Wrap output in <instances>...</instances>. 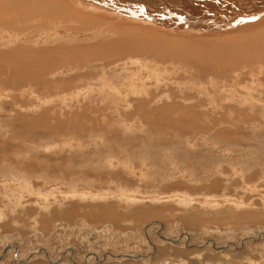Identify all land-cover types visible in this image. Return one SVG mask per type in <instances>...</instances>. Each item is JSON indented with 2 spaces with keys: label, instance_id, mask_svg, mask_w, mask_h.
Listing matches in <instances>:
<instances>
[{
  "label": "rangeland",
  "instance_id": "374dc122",
  "mask_svg": "<svg viewBox=\"0 0 264 264\" xmlns=\"http://www.w3.org/2000/svg\"><path fill=\"white\" fill-rule=\"evenodd\" d=\"M1 6L0 264H163L167 256L174 262L200 264L194 261L196 254H203V261L212 264H264V57L258 54L252 61L251 57H243L246 54L238 52L242 47L234 49L240 41L233 40L228 48L220 38L205 41L201 39L202 33H180L183 42H194L193 48L198 46L204 49L202 53L208 52L214 62L212 69L202 65L197 70L189 63L190 72L187 70L185 74L181 68V73L175 75L172 68L179 62L184 65L185 59L175 62V57L165 58L160 63L174 65L173 72L161 70L160 80L144 82L146 69L140 65L124 66V61L129 60L124 55L87 59L79 54L70 56L61 46V54L42 53L66 43V50L80 46L86 49L100 43V39H109L108 27H116V22L112 21L116 25H109L110 21L102 23L95 18L96 14L88 16L84 12L82 20L49 17L35 21L42 11L6 13L8 5ZM132 25L150 29L147 22ZM221 48L227 50L217 57L210 55L213 49ZM33 50L43 54L44 62L56 65L57 69L45 72L38 65H24L23 61H35L29 55ZM58 55L69 62L63 70L58 67ZM148 56L151 63L159 62L154 55ZM87 63L91 65L89 68ZM83 66H87L86 70ZM131 83H136V91L129 90ZM122 85L128 88L126 92L118 90ZM130 191L135 196L127 198ZM3 206H12L13 213ZM64 210L67 215L62 214ZM109 210L114 215L112 219L107 218L111 217L107 215ZM146 210L148 215L137 218L136 213ZM34 213L37 218L38 213L43 215L36 224L32 222L35 217L30 219ZM190 214L200 216L196 225L184 219V215ZM66 224L71 230L80 229V234L66 235L69 232L63 229ZM82 228L92 231L103 228L121 234H117L116 243H111L115 239L111 237L97 239L96 243L89 236L83 241L87 231L82 232ZM159 229L173 238L182 236V241L163 242ZM146 230L151 232L148 236L154 243L163 242L157 251L161 261L122 257L120 254L145 255L150 251L142 235ZM60 231L63 232L58 237ZM184 234L190 238L185 240ZM13 235L20 241L6 240ZM212 239L221 247L207 248ZM11 242L16 243L17 250L13 251ZM7 246L10 250L4 253ZM41 248L49 252L53 262L45 253L37 254ZM110 253L118 255L112 257ZM33 256L36 258L31 261ZM88 257L91 263H85ZM218 257L220 262L215 261Z\"/></svg>",
  "mask_w": 264,
  "mask_h": 264
},
{
  "label": "bare ground",
  "instance_id": "6f19581e",
  "mask_svg": "<svg viewBox=\"0 0 264 264\" xmlns=\"http://www.w3.org/2000/svg\"><path fill=\"white\" fill-rule=\"evenodd\" d=\"M7 4L8 6L5 7L9 10H7L6 13H8V11L10 12H23L24 10H30V11H37L40 12V16L38 18H35L33 20L35 21H39L40 19H45V18H76L79 20H82V15L83 12L86 13L88 16L89 14H93L96 17H98L99 20L103 21L102 23H105L106 21H110L109 25H116V23L118 25H116V27H112V29L110 27H108V35L110 36L109 39L103 40L101 41L100 39V43H95V45L90 46L86 49H82V47L80 46V48H71L69 50H66L65 48L67 47V43L66 44H61V45H57L53 51L45 50L42 51V53L44 54H48L49 52L53 53V54H61L59 51V47L61 46V48L67 53L70 54V56L74 55V57H76V55H82V58L86 57L87 59H96L98 57H100V55L104 56V55H124L127 56V58H129V60H125L123 65L124 66H128V64L130 65H140L142 66L144 69H146V75L144 74V82H148L151 80H160L162 72L161 70H171V72H173V70H176L175 75L178 73H181V71L184 69L185 71L182 72H187V70H189L188 68L191 67V64L196 68L197 70H199L198 68H200V66H204L205 67H211L213 66V63L210 61V56L208 54V52H204L202 53L201 51L204 49H200V47L197 46V48H193L192 45L193 43H187V42H183L182 39L184 37L180 36V33H183V35L186 34H191V33H198L201 34V39L204 38L205 41L210 40L212 38H220L222 39L221 42L223 44H225L228 48L230 47L231 42L234 41H240L239 44L237 46V48L234 49H239L238 47H242V49H240L238 52L239 54L243 53L246 54L243 56L240 55L239 57L241 58V56L243 57H251L250 60L252 59V57L257 56L258 54H260L261 57H264V0H0V6L2 4ZM2 7V6H1ZM4 8V7H3ZM2 8V9H3ZM4 8V9H5ZM2 12V11H1ZM82 12V13H81ZM5 13V11H4ZM29 13V12H28ZM3 14V13H1ZM15 14V13H14ZM32 14V13H31ZM22 15V14H21ZM24 15H29V14H24ZM9 16V15H8ZM7 16V17H8ZM30 16V15H29ZM35 16V15H34ZM33 16V17H34ZM6 17V18H7ZM10 17V16H9ZM17 17V16H16ZM32 17V16H31ZM2 18V17H1ZM15 18V17H12ZM11 18V19H12ZM29 18V17H28ZM10 19V18H8ZM26 19V17H25ZM3 20V19H2ZM1 20V21H2ZM17 20V19H15ZM28 20V19H26ZM30 20V19H29ZM6 22L10 21V20H5ZM4 21V23H5ZM14 21V19L12 20ZM116 23H114V22ZM76 22V21H75ZM147 22L149 25H146L147 28L150 29H145L143 28L144 26H139V27H133L132 24L134 23H144ZM11 23V22H10ZM9 23V24H10ZM14 24V23H12ZM63 24V23H62ZM0 25L2 26V24L0 23ZM6 25V24H5ZM4 25V26H5ZM11 25V24H10ZM145 25V24H144ZM118 26V27H117ZM6 28V26H5ZM13 28V27H12ZM77 29L79 30L80 28L77 27ZM167 29V30H166ZM87 30V29H86ZM171 30V31H170ZM172 30H178V31H172ZM1 31V30H0ZM57 32V30H55ZM30 32V31H28ZM189 32V33H187ZM218 32V33H217ZM50 33V32H49ZM53 33V32H52ZM54 34V33H53ZM71 34V33H70ZM166 34V35H165ZM169 34V35H167ZM197 34V35H198ZM65 36L66 33L64 34ZM69 35V34H68ZM94 35V34H93ZM104 35V34H103ZM192 35V34H191ZM42 36V35H41ZM57 36V34H56ZM54 36V37H56ZM59 36V34H58ZM72 35H70L71 37ZM196 35H193V37ZM68 37V36H67ZM69 37V38H70ZM53 38V36H52ZM59 38H61L59 36ZM63 38V37H62ZM108 38V37H107ZM72 40V39H70ZM193 41V40H192ZM206 43V42H205ZM213 43V42H212ZM217 43V42H215ZM218 44L220 45V42H218ZM222 44V45H223ZM214 45V43H213ZM221 45V47H222ZM69 46V45H68ZM71 46V44H70ZM74 46V45H73ZM79 47V46H78ZM84 47V46H83ZM214 46H212L213 48ZM216 47V46H215ZM218 47V46H217ZM234 47V46H233ZM236 47V45H235ZM68 48V47H67ZM202 48V47H201ZM205 48V47H204ZM82 49V50H81ZM233 49V50H234ZM58 50V51H57ZM212 50V49H211ZM223 50H227L224 48L221 49H213L210 52V55L212 57L214 56H218L220 54H222ZM230 50V49H228ZM32 51V49H31ZM70 51V52H68ZM75 52L74 54L71 53ZM79 51V52H78ZM8 52V51H7ZM25 52V51H24ZM34 52V50H33ZM63 53V51H61ZM64 52V53H65ZM78 52V53H77ZM9 53V52H8ZM29 53V51H28ZM31 54H29L33 59H35V61L33 63L31 62H27V61H23L22 63L24 65H29V66H34V65H38L41 67V69L51 72L55 69H57L56 65L52 66V64H48L46 62H44V56L39 55L38 52H30ZM65 53V54H66ZM77 53V54H76ZM233 53V52H232ZM236 53V52H234ZM36 54H38L39 56L36 57ZM66 54V56H67ZM262 54V55H261ZM3 55V54H2ZM148 55H154L153 57H155L156 59H159V62L157 61L156 64H154L153 62L151 63V61H149V56ZM231 55V54H230ZM46 56V55H45ZM53 56V55H52ZM65 56V57H66ZM69 56V55H68ZM101 56V57H102ZM259 56V55H258ZM22 57V55H21ZM48 57V56H47ZM61 57H63V55H58L57 59L58 60V64L61 69L63 67H65L68 63L65 61V59L63 60ZM173 57H175V62L176 59H185V61L183 62L184 65H180V62L178 64V66H175L176 68H172L174 65H169V66H164L162 64V62L160 63V60H163L165 58H169L172 59ZM215 57V58H216ZM55 58V57H54ZM79 58V57H78ZM107 58H109L107 56ZM122 58V56L120 57V59ZM224 58V57H223ZM232 58V57H231ZM244 58V59H245ZM256 58V57H255ZM99 59V58H98ZM111 59V58H110ZM116 59V58H115ZM112 59V60H115ZM123 59V58H122ZM168 59V60H169ZM213 59V58H212ZM258 58H256L255 60H257ZM261 59V58H260ZM52 60V59H51ZM54 60V61H56ZM73 60V59H72ZM70 60V61H72ZM76 60V59H75ZM81 60V59H80ZM118 60V58H117ZM215 60V59H214ZM91 61V60H90ZM101 61V59H100ZM99 61V62H100ZM107 61V60H106ZM120 61V60H119ZM153 61V60H152ZM248 61V60H247ZM246 61V62H247ZM252 61V60H251ZM258 61V60H257ZM21 62V61H20ZM45 64H44V63ZM77 62V60H76ZM79 62V61H78ZM85 62V61H84ZM104 62V61H103ZM172 62V61H171ZM215 62H217L215 60ZM245 62V63H246ZM249 62V61H248ZM260 62V61H259ZM258 62V63H259ZM3 63V62H0ZM52 63V61H51ZM71 63V62H70ZM74 63V61H73ZM86 63V62H85ZM95 63V62H94ZM110 63V62H109ZM117 63V61H116ZM120 63V62H119ZM118 63V64H119ZM189 63L190 66L188 65ZM263 63V61H262ZM261 63V64H262ZM14 64V63H13ZM22 64V65H23ZM55 64V62H54ZM78 64V63H77ZM81 64V63H80ZM97 64V63H96ZM95 64V65H96ZM122 64V63H121ZM120 64V65H121ZM217 64V63H216ZM219 64V63H218ZM260 64V63H259ZM5 68L4 70L8 71L10 69H8L4 64H2ZM72 65V63L70 64ZM89 68L88 63L86 64ZM98 65V64H97ZM100 65V64H99ZM98 65V67H99ZM211 65V66H209ZM215 65V64H214ZM258 66V64H256ZM263 65V64H262ZM21 66V65H20ZM75 66V65H74ZM87 66H83L84 69ZM116 66V65H114ZM118 66V65H117ZM189 66V67H188ZM244 66H246L244 64ZM256 66V67H257ZM264 66V65H263ZM12 67V66H11ZM37 67V66H36ZM77 67V66H76ZM110 67V66H109ZM119 67V66H118ZM123 67V66H122ZM204 67V69H205ZM262 67V66H261ZM260 67V69H261ZM1 68H3L1 66ZM29 68V67H28ZM39 68V67H38ZM72 68V67H71ZM82 68V67H81ZM87 68V69H88ZM117 68V67H116ZM125 68V67H124ZM122 68V69H124ZM173 70H172V69ZM181 68H183L182 70H180ZM187 68V69H186ZM221 68V67H220ZM239 68V67H238ZM241 70L243 71V67L241 66ZM249 68V66H248ZM60 69V70H61ZM65 69V68H64ZM73 69V68H72ZM77 69H79L77 67ZM92 69V68H90ZM94 69V68H93ZM97 69V68H96ZM100 69V68H99ZM102 69L103 66H102ZM110 69V68H109ZM193 69V68H192ZM207 69V68H206ZM246 69V68H245ZM250 69V68H249ZM253 69V68H252ZM260 69L258 68V71H260ZM23 70V69H22ZM25 70V69H24ZM37 70V68H36ZM41 70V71H42ZM43 70V71H44ZM63 70V69H62ZM71 70V69H70ZM69 70V71H70ZM75 70V68H74ZM86 70V69H85ZM89 70V69H88ZM105 70V69H104ZM191 70V69H190ZM189 70V72H190ZM196 70V69H194ZM201 70V69H200ZM217 70V69H216ZM219 70V69H218ZM254 70V69H253ZM15 71V70H14ZM17 71V70H16ZM15 71V72H16ZM39 71V70H38ZM40 71V72H41ZM58 71V70H57ZM76 71V70H75ZM81 71V70H80ZM82 71H84L82 69ZM90 71V70H89ZM92 71V70H91ZM90 71V72H91ZM110 72V70H108ZM120 71V70H119ZM118 71V72H119ZM134 71V70H133ZM131 71V73L133 72ZM204 71V70H203ZM202 71V73H204ZM209 71V70H208ZM205 71V72H208ZM11 73V71H8ZM59 72V71H58ZM62 72V71H61ZM89 72V73H90ZM127 72V71H125ZM124 72V73H125ZM139 72V71H138ZM189 72L187 73L189 75ZM201 72V71H200ZM236 72V71H235ZM252 72V70H251ZM262 72V71H261ZM26 73V72H25ZM65 73V72H64ZM67 73V72H66ZM108 73V72H107ZM113 73V72H112ZM116 73V72H115ZM121 74V71L119 72ZM128 73V72H127ZM140 73V72H139ZM145 73V72H143ZM263 73V72H262ZM31 74V73H30ZM46 74V73H45ZM62 74V73H61ZM83 74V72H82ZM92 74V73H91ZM130 74V73H129ZM133 74L135 75V73L133 72ZM238 74V73H236ZM28 75V74H27ZM41 75V73H40ZM37 75V76H40ZM118 75V74H117ZM138 75V74H137ZM135 75V76H137ZM141 75V74H140ZM173 75V74H172ZM174 75V76H175ZM200 75V74H199ZM242 75V74H241ZM248 75V74H247ZM32 76V74H31ZM36 76V74H35ZM130 77L131 75H127V77ZM139 76V75H138ZM186 76V75H185ZM190 76V75H189ZM257 76V75H256ZM27 77V76H26ZM48 77V76H47ZM91 77V76H90ZM105 77V76H104ZM134 77V76H133ZM142 77V76H141ZM170 77V76H169ZM168 77V78H169ZM212 77V76H211ZM238 77V75H237ZM255 77V76H254ZM35 78V77H34ZM41 78V77H39ZM37 78V80L39 79ZM44 78V77H43ZM85 78V77H84ZM126 78V77H125ZM149 78V79H148ZM199 78V77H197ZM24 79V78H22ZM26 79V78H25ZM31 79V78H30ZM127 79V78H126ZM132 79H135L132 78ZM248 79V78H247ZM19 80V79H18ZM18 80L15 79V82ZM21 80V79H20ZM19 80V81H20ZM32 80H36L33 79ZM44 80V79H43ZM50 80V79H49ZM58 80V79H57ZM60 80V79H59ZM106 80V79H105ZM129 80V79H128ZM128 80H126L128 82ZM131 80V79H130ZM41 81V80H40ZM45 81V80H44ZM43 81V82H44ZM52 81V80H51ZM143 81V80H142ZM183 81V79H182ZM188 81V80H187ZM192 84L194 82V84L196 83L193 80ZM50 82V81H49ZM53 82V81H52ZM104 82V81H103ZM133 82V80H132ZM135 82V81H134ZM139 82V80H138ZM141 83L142 84H144ZM156 82V81H155ZM184 82V81H183ZM19 83H23L22 81H20ZM33 83V81L31 82ZM41 83V82H40ZM48 83V82H47ZM51 83V82H50ZM61 82H59L58 84H60ZM123 83V82H122ZM139 83V84H140ZM154 83V82H153ZM158 83V82H157ZM185 83V82H184ZM34 84V83H33ZM36 84V83H35ZM37 84L39 85V83L37 82ZM46 84V83H45ZM49 84V83H48ZM70 84V83H69ZM96 84V83H95ZM124 84V83H123ZM132 87H129V90H131L132 88H134L133 90L136 91V89H138L135 84L136 83H131ZM156 84V83H155ZM180 84V83H179ZM182 84V83H181ZM180 84V85H181ZM188 84V83H186ZM193 84V85H194ZM197 84V83H196ZM195 84V85H196ZM43 85V84H42ZM54 85V84H53ZM62 85V84H61ZM64 85V84H63ZM62 85V86H63ZM107 85V84H106ZM120 85V84H118ZM126 85H129L128 83ZM126 85H122V87H120V89H118L121 92H126V89H128L126 87ZM139 85V86H141ZM159 85V84H158ZM157 85V86H158ZM190 85V84H189ZM44 86V85H43ZM52 86V85H51ZM61 86V87H62ZM65 86V85H64ZM63 86V87H64ZM115 86V85H114ZM112 86V87H114ZM145 86V84H144ZM150 86V85H148ZM155 85H153L154 87ZM185 86V85H183ZM187 86V85H186ZM210 86V85H209ZM180 87V86H179ZM35 88V87H34ZM90 88V87H89ZM98 88V87H97ZM108 88V87H107ZM115 88V87H114ZM141 88V87H140ZM139 88V89H140ZM145 88V87H144ZM143 88V89H144ZM106 89V88H105ZM104 89V90H105ZM111 89V88H110ZM148 89V88H147ZM146 89V90H147ZM156 89V88H155ZM100 90V89H99ZM117 90V89H116ZM132 90V91H133ZM145 90V89H144ZM143 90V91H144ZM145 90V91H146ZM172 89H169V91ZM228 90V89H227ZM254 90V89H252ZM133 91V92H135ZM168 91V93H169ZM115 92V91H114ZM129 92V91H128ZM138 92V91H137ZM160 91H158L159 93ZM165 92V91H164ZM163 92V93H164ZM254 92V91H253ZM106 93V92H105ZM142 93V92H141ZM144 93V92H143ZM166 93V92H165ZM175 93V92H172ZM185 93V92H184ZM135 94V93H134ZM138 94V93H137ZM156 94V93H155ZM110 95V94H109ZM128 95V94H127ZM130 95V94H129ZM146 95V94H145ZM154 95V94H152ZM169 95V94H168ZM187 95V94H186ZM112 96V95H110ZM118 96V95H117ZM142 96V95H141ZM191 96V95H190ZM116 97V96H115ZM149 97V95H148ZM147 97V98H148ZM154 97V96H153ZM161 97V96H160ZM192 97V96H191ZM197 97V96H196ZM210 97V95H209ZM110 98V97H109ZM108 98V99H109ZM117 98V97H116ZM142 98V97H141ZM159 98V97H158ZM178 98V97H177ZM180 98V97H179ZM107 99V100H108ZM160 99V98H159ZM158 99V100H159ZM174 99V98H173ZM183 98H181L182 100ZM140 100V98L138 99ZM176 100V99H175ZM179 100V99H177ZM199 100V99H198ZM197 100V102H198ZM111 101V100H110ZM120 101V100H119ZM124 101V100H123ZM122 101V102H123ZM155 101V100H154ZM112 102V101H111ZM132 102V101H130ZM185 102V101H184ZM189 103V101H187ZM185 102V104L187 103ZM193 102V101H192ZM200 102V101H199ZM113 103V102H112ZM136 103V102H135ZM201 103V102H200ZM158 104V103H157ZM192 104V103H191ZM202 104V103H201ZM116 105V103H115ZM124 105H126V103L124 102ZM133 105V104H132ZM175 106V103H174ZM124 107V106H123ZM133 107H130V109ZM172 108V106H171ZM190 108V107H189ZM188 108V109H189ZM200 108V107H199ZM203 108V107H202ZM190 110V109H189ZM144 112V111H143ZM154 117V116H153ZM155 120V119H154ZM146 121V120H145ZM108 122V121H107ZM106 122V123H107ZM148 122V121H147ZM95 123V122H94ZM111 123V122H110ZM119 123V122H118ZM140 123V122H139ZM142 123V122H141ZM120 124V123H119ZM116 125V124H115ZM98 127V126H97ZM115 127V126H114ZM109 128V127H108ZM111 128V127H110ZM185 128V127H184ZM115 129V128H114ZM160 133V132H159ZM176 133V132H175ZM101 134V133H100ZM155 134V133H154ZM159 135V134H158ZM167 136V135H166ZM17 139V138H16ZM160 139V138H159ZM178 139V138H177ZM21 140V139H20ZM146 140V139H145ZM187 140V139H186ZM179 141V139H178ZM107 142V141H106ZM111 143V142H110ZM101 144V143H100ZM192 144V143H191ZM190 144V145H191ZM107 147V146H106ZM141 148V147H140ZM108 150V149H107ZM166 152V151H165ZM106 153V152H105ZM15 154V153H14ZM172 155V154H171ZM112 156V155H111ZM166 157V156H165ZM171 157V156H170ZM8 158V157H7ZM168 158V157H167ZM166 158V159H167ZM186 158V157H185ZM102 159V158H101ZM99 160V159H98ZM97 160V161H98ZM8 162V160H7ZM100 162V160H99ZM106 162V161H105ZM113 163V162H112ZM4 164V163H3ZM96 164V163H95ZM98 164V163H97ZM133 164V163H131ZM143 164V163H142ZM116 165V164H115ZM87 166V165H86ZM90 165H88L89 167ZM93 166V165H92ZM113 166V165H112ZM117 166V165H116ZM67 167V166H66ZM91 167V166H90ZM176 169V168H175ZM17 170V169H16ZM10 172V171H9ZM190 173V172H189ZM81 174V173H80ZM192 174V173H191ZM35 175V174H34ZM110 175V174H109ZM142 175V174H141ZM140 175V176H141ZM12 176V175H11ZM189 176H191L189 174ZM13 177V176H12ZM73 177V176H72ZM76 177V176H75ZM108 177V176H107ZM19 178V177H18ZM21 178V177H20ZM111 178V177H110ZM80 179V178H79ZM156 179V178H155ZM39 180V179H38ZM112 182V181H111ZM44 183V182H43ZM124 183V182H123ZM196 184V183H195ZM43 185V184H42ZM127 186V185H126ZM37 190V189H36ZM137 190V189H136ZM139 190V189H138ZM134 191V190H132ZM157 193V192H156ZM44 194V193H43ZM130 195H127V198H130L129 196H135V194H131V191L129 193ZM49 195V194H48ZM55 195V194H54ZM182 195V194H181ZM44 196V195H43ZM51 196V195H50ZM87 196V195H86ZM178 196V195H177ZM42 197V196H41ZM139 197V196H138ZM142 197V196H141ZM48 198V197H46ZM125 198V197H124ZM134 198V197H133ZM140 198V197H139ZM143 198V197H142ZM184 198L187 201H192V199L188 196H184ZM45 200V197H44ZM6 203V202H5ZM197 203V202H196ZM208 202H206L207 204ZM215 203V202H214ZM216 203L218 204V201H216ZM216 203L214 205H216ZM221 203V202H219ZM204 204V203H202ZM212 204V203H211ZM211 204L210 207H211ZM221 206V205H220ZM2 207V206H1ZM14 207V206H13ZM60 207V206H59ZM215 207V206H214ZM3 208H5L8 212L13 213V209L12 206L11 207H5L3 206ZM11 211H10V210ZM17 210V208H15ZM21 209V208H20ZM65 209V208H64ZM110 209V208H109ZM136 209V208H135ZM148 209V208H147ZM20 211V210H19ZM110 213H108L107 215L111 216V217H107L108 219H112L114 217L113 213H111L112 211L109 210ZM3 212V211H0ZM16 212V211H15ZM14 212V213H15ZM24 212V211H23ZM26 212V211H25ZM133 212V211H132ZM135 212V211H134ZM140 212V211H139ZM185 212V211H184ZM224 212V211H223ZM8 213V214H11ZM28 213V212H27ZM53 213V212H52ZM55 213V212H54ZM67 210L63 211V215H67ZM107 213V212H106ZM136 213V212H135ZM149 210H146L144 212H140V213H136L137 218H142L146 215H148ZM181 213V212H180ZM6 213V216L8 215ZM17 214V212L15 213ZM22 215V213H20ZM256 214V213H255ZM11 216V215H10ZM38 218L42 217L43 215L41 213H38ZM45 216V215H44ZM103 216V215H102ZM9 217V216H8ZM20 216H18V219ZM25 217V216H24ZM29 217V215L27 216ZM35 217V213L33 215L30 216V219L32 220V218ZM50 217V216H49ZM66 217V216H65ZM106 217V216H105ZM1 218V217H0ZM16 218V217H15ZM37 217H35L34 220H32L33 223L38 222ZM45 218V217H44ZM200 216L196 215V214H190V215H184V219L186 220V222L190 225H196L199 221H200ZM240 218V217H239ZM253 218H254V214H253ZM23 219V218H22ZM2 220V218L0 219ZM13 220V219H12ZM38 220V221H37ZM44 220V219H43ZM46 220V219H45ZM54 220H55V215H54ZM114 220V219H113ZM29 221V220H28ZM63 221V220H61ZM60 221V222H61ZM22 222V221H21ZM48 222V221H47ZM47 222L45 223V225L47 224ZM31 223V222H30ZM52 223V222H51ZM29 224V223H28ZM36 224V223H35ZM68 226V227H67ZM58 227V226H57ZM63 225H61L60 230L65 229L64 231L68 230L69 232L66 233L69 235L72 234H77V236L80 234V229H73L71 230L70 225H67L65 227H63ZM161 227V225H160ZM42 228V227H41ZM232 228V227H230ZM229 228V229H230ZM27 229V228H26ZM40 229V228H39ZM58 229V228H57ZM148 229V228H147ZM5 230V229H4ZM7 230V229H6ZM46 230V229H44ZM48 230V228H47ZM149 230V229H148ZM148 230H146V232L142 233L143 237H144V242L146 243V245H148L149 248V252L147 254H142V253H138V254H120L122 257H127L128 259H136V257H145L146 259H154L155 262H160L161 261V257H157L158 253L157 251L160 249L159 245H161L164 241L168 242V240L170 241V243L172 242L173 244L182 241V236L181 237H171L168 236L166 234L162 233V229H159L158 233L160 235V237L163 239L162 241H159L158 244L154 243L151 239V236H148L149 232ZM72 231V232H71ZM87 231V234L84 235V237L82 236L83 241L87 238L88 236L91 238H94V241L100 238H107L109 239V237H111V239L114 240L111 243H116L118 240V236L117 234H121V233H113L111 231V233H109L108 231L102 229H97V231H92V229H84L82 228V232ZM218 231V230H217ZM253 231V230H252ZM258 231V230H257ZM262 231V230H261ZM63 231H60L57 233L58 237L59 234H61ZM233 232V230H232ZM4 233V232H3ZM38 233V232H37ZM45 233V232H43ZM151 233V232H150ZM261 233V232H260ZM83 234V233H82ZM228 234H230L228 232ZM254 234V233H253ZM259 234V233H258ZM40 235V234H39ZM183 235V234H182ZM185 235V234H184ZM42 236V234L40 235ZM261 236V235H260ZM37 237V236H36ZM44 237L43 240H48V238H45L44 234L42 236V238ZM52 238V236H49V238ZM56 237V236H55ZM64 237V235H63ZM256 237V236H255ZM255 237L253 236V239L255 240ZM262 237V236H261ZM8 239V241H11V239H17L20 241V239H18L16 236H8L6 237ZM38 238H40L38 236ZM65 238V237H64ZM72 238V236H71ZM117 238V239H116ZM189 234L185 235L184 239H189ZM29 239V238H28ZM41 239V238H40ZM57 239V238H56ZM183 239V240H184ZM225 239V238H224ZM230 239V237H229ZM250 239V238H249ZM59 240H61L59 238ZM117 240V241H116ZM23 241V240H22ZM32 241V240H31ZM92 241V242H94ZM95 241V242H96ZM108 241V240H106ZM249 241V240H248ZM247 241V242H248ZM257 241V240H256ZM24 242V241H23ZM43 242V241H42ZM48 242V241H47ZM94 242V243H95ZM109 242V241H108ZM187 243V241H185ZM229 242V241H228ZM227 242V243H228ZM232 242V241H231ZM18 243V242H17ZM21 243V242H20ZM27 243V242H26ZM97 243V242H96ZM95 243V244H96ZM11 244L13 245V251L17 250L16 243L11 242ZM91 244V243H90ZM205 244V243H204ZM230 244V243H229ZM231 245V244H230ZM163 246V245H162ZM161 246V247H162ZM165 246V245H164ZM189 246V245H188ZM71 247V246H70ZM87 247V246H86ZM184 247V245H183ZM190 247V246H189ZM221 246L216 244V239H212L211 241L208 242V246L207 248H219ZM231 247V246H230ZM235 247V246H234ZM10 246H7L6 248H4L3 252H7L10 249ZM47 248V247H44ZM44 248H41L37 254H39L40 252H43L47 255V257L49 258V260L51 262H53V260L50 258L49 256V252L46 251ZM222 248H226V247H222ZM232 248V247H231ZM240 249V248H239ZM225 250V249H224ZM70 251V250H69ZM96 251V250H95ZM171 251V250H170ZM168 252L169 254L174 253V252ZM184 251V250H183ZM75 252V251H74ZM35 253V252H34ZM185 254H187L186 252H184ZM199 253V252H198ZM15 254V253H14ZM36 254V253H35ZM69 254V253H68ZM92 254V253H91ZM91 254H89V256H91ZM99 254V253H98ZM103 254V253H102ZM111 254V253H110ZM6 255V254H5ZM41 255V254H40ZM96 254H94L95 256ZM112 257H117L118 254H111ZM58 256V255H57ZM106 256V255H105ZM170 256V255H169ZM203 256V254H202ZM200 256L199 254H196L194 256V261L196 262H201L200 264H212L211 262H205L203 261V259H205L204 257ZM28 257V256H27ZM108 257V256H107ZM166 257V256H165ZM3 258V257H2ZM36 258V256L31 257V261H33ZM89 258V257H88ZM109 258V257H108ZM168 258V256H167ZM166 258V260H167ZM264 258V257H263ZM111 259V258H110ZM219 259V260H218ZM1 260V259H0ZM18 260V258L16 259ZM88 262L91 261V258L87 259ZM164 260V259H163ZM211 260V259H210ZM21 261V260H19ZM93 261V260H92ZM209 261V260H208ZM216 262H220V258L218 257L216 260ZM58 262V261H57ZM95 262V261H94ZM104 262V261H103ZM205 262V263H202ZM86 263V262H85ZM91 263V262H90ZM99 263V262H98ZM163 264H170L173 262H162ZM263 263V262H262ZM71 264V263H70ZM73 264V263H72ZM174 264H193V262H187L186 260L182 261V262H174ZM197 264V263H196ZM215 264V263H214Z\"/></svg>",
  "mask_w": 264,
  "mask_h": 264
},
{
  "label": "flooded vegetation",
  "instance_id": "af4514ba",
  "mask_svg": "<svg viewBox=\"0 0 264 264\" xmlns=\"http://www.w3.org/2000/svg\"><path fill=\"white\" fill-rule=\"evenodd\" d=\"M166 262H174V260H169V259H167V261Z\"/></svg>",
  "mask_w": 264,
  "mask_h": 264
},
{
  "label": "crops",
  "instance_id": "0c3cea01",
  "mask_svg": "<svg viewBox=\"0 0 264 264\" xmlns=\"http://www.w3.org/2000/svg\"><path fill=\"white\" fill-rule=\"evenodd\" d=\"M85 262H88L87 258H86Z\"/></svg>",
  "mask_w": 264,
  "mask_h": 264
}]
</instances>
